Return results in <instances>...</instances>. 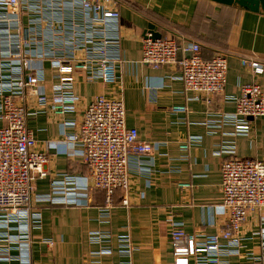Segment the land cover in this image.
<instances>
[{
    "label": "crops",
    "instance_id": "crops-1",
    "mask_svg": "<svg viewBox=\"0 0 264 264\" xmlns=\"http://www.w3.org/2000/svg\"><path fill=\"white\" fill-rule=\"evenodd\" d=\"M114 7L121 13L123 62L118 83L106 86L79 78L75 91L85 103L98 96L123 99L127 127L136 128L140 140L158 148L151 157L131 159L128 189L115 192L110 209L105 192L93 188L80 206L39 204L41 228L28 233L25 247L18 241L19 224L0 229V257L7 252L14 258L9 263L0 259V264H20L24 258L31 264H122L120 250L126 243L133 247L132 264H175L171 223L199 239L224 229L228 212L222 206L223 162L233 155L264 159V117L236 118L234 102L243 85L258 82L264 89V15L209 0H116ZM151 31L199 44L206 59L226 55L224 93L213 97L211 104L196 100L185 91L178 66L143 65V41ZM242 59L257 61L263 73L255 74ZM36 65L46 72L43 85L50 95L56 83L50 64ZM175 106H186L187 112L175 113ZM65 119L80 115L67 114ZM240 124L250 127L238 130ZM28 127L41 151L47 142L63 138L60 121L51 112L33 116ZM184 143H189L188 150L181 148ZM148 163V173L139 170ZM47 171L48 178L36 183L38 194L51 193L53 182L63 181L64 175L83 177L88 168L82 158H70L60 147L49 151ZM183 183L191 188H180ZM125 199L129 206L123 205ZM262 217L264 210L249 214L240 254L223 257L225 263L264 264Z\"/></svg>",
    "mask_w": 264,
    "mask_h": 264
},
{
    "label": "built area",
    "instance_id": "built-area-1",
    "mask_svg": "<svg viewBox=\"0 0 264 264\" xmlns=\"http://www.w3.org/2000/svg\"><path fill=\"white\" fill-rule=\"evenodd\" d=\"M115 2L0 0V120L4 122L0 128V229L11 230V223L19 224L18 241L23 247L30 242L28 233L41 228L39 204L80 206L81 199L88 200L89 191L95 188L105 192L110 209L115 192L128 189L131 159L151 157L158 148L140 140L136 128L127 127L123 99L98 96L85 103L75 91L79 78L106 86L118 83L123 61L121 13ZM187 52H192L191 58L185 57ZM241 61L255 74L263 73L257 61ZM37 63L50 64L56 80L50 95L43 85L46 72ZM141 63L153 69L178 66L185 91L208 104L224 93L227 84L226 55L206 59L199 44L179 42L175 37L154 39L149 34L143 41ZM234 102L236 118L264 117V89L258 82L243 85ZM172 111L186 113L187 107L175 106ZM48 112L60 121L63 138L47 142L46 150L41 151L28 121ZM67 114H78L80 119L68 121ZM249 127L237 125L238 130ZM69 129L73 131L70 134ZM60 147L66 148L68 157L82 158L87 174L81 178L64 175L63 181L53 182L51 193L38 194L36 183L49 176V151ZM181 148L188 150L190 145L184 143ZM139 170L148 173L149 163ZM221 187L222 206L228 212L224 229L199 239L171 223L175 264H228L223 257L239 256L247 217L264 210V159L233 155L222 164ZM180 188L191 185L183 183ZM123 205L129 206V201L123 200ZM261 221L264 223V217ZM260 236L264 250V229ZM122 246V264H132V245ZM0 259L8 263L14 260L7 252ZM19 262L31 264L25 258Z\"/></svg>",
    "mask_w": 264,
    "mask_h": 264
},
{
    "label": "water",
    "instance_id": "water-1",
    "mask_svg": "<svg viewBox=\"0 0 264 264\" xmlns=\"http://www.w3.org/2000/svg\"><path fill=\"white\" fill-rule=\"evenodd\" d=\"M219 5L236 6L246 11L264 15V0H209ZM147 34V32H146ZM154 39L162 38V35L156 31L149 32ZM179 57H182V52L179 51ZM186 58L192 57V52L185 53Z\"/></svg>",
    "mask_w": 264,
    "mask_h": 264
}]
</instances>
